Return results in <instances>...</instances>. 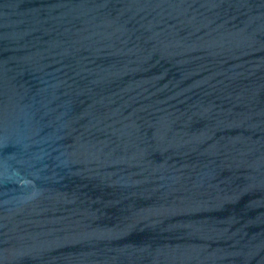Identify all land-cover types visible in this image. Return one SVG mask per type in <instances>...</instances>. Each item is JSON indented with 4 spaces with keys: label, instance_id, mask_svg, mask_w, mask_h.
<instances>
[{
    "label": "water",
    "instance_id": "95a60500",
    "mask_svg": "<svg viewBox=\"0 0 264 264\" xmlns=\"http://www.w3.org/2000/svg\"><path fill=\"white\" fill-rule=\"evenodd\" d=\"M0 264H264V0H0Z\"/></svg>",
    "mask_w": 264,
    "mask_h": 264
}]
</instances>
